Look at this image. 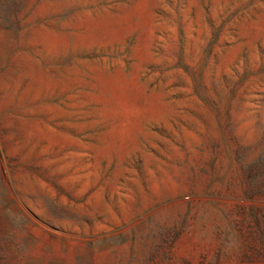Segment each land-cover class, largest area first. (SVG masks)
Instances as JSON below:
<instances>
[{
  "label": "rangeland",
  "instance_id": "374dc122",
  "mask_svg": "<svg viewBox=\"0 0 264 264\" xmlns=\"http://www.w3.org/2000/svg\"><path fill=\"white\" fill-rule=\"evenodd\" d=\"M0 264H264V0H0Z\"/></svg>",
  "mask_w": 264,
  "mask_h": 264
}]
</instances>
